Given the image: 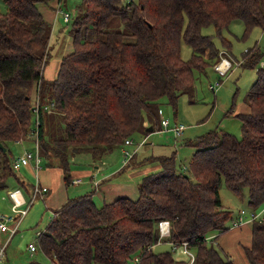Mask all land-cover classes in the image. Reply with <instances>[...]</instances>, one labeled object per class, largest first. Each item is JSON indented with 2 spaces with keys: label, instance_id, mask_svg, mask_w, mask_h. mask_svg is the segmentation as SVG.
<instances>
[{
  "label": "trees",
  "instance_id": "obj_1",
  "mask_svg": "<svg viewBox=\"0 0 264 264\" xmlns=\"http://www.w3.org/2000/svg\"><path fill=\"white\" fill-rule=\"evenodd\" d=\"M3 1L0 188L8 186L10 176L26 187L11 167L12 143L36 138L45 167L61 168L67 185L74 156L88 153L97 160L136 131L160 129L162 96L175 109L178 97L194 85L195 69L205 71L226 50L233 63L231 43L221 33L232 20H241L244 35L255 26L264 29V0H80L72 21V48L61 56L55 77L44 79L51 23L38 4L49 0ZM115 22L125 28H111ZM209 24L221 37L223 51L212 34L201 32ZM182 38L191 47L188 58L180 53ZM263 52L253 42L238 62L256 70L244 97L248 110L234 114L240 136L213 128L186 140L193 151L181 168L175 164V150L147 158L159 168L142 176L135 198L122 195L97 205L94 185L68 198L36 234V248L54 264H126L135 255L136 264H186L171 249L152 247L159 237L158 221L168 219L169 235L163 240L186 241L194 249L195 264H234L212 240L230 228L222 183L246 199L250 209L264 201ZM51 101L47 113L60 114L64 127V135L53 138L42 114ZM242 249L248 264H264V217L250 222V242ZM29 264L43 263L33 259Z\"/></svg>",
  "mask_w": 264,
  "mask_h": 264
},
{
  "label": "rangeland",
  "instance_id": "obj_2",
  "mask_svg": "<svg viewBox=\"0 0 264 264\" xmlns=\"http://www.w3.org/2000/svg\"><path fill=\"white\" fill-rule=\"evenodd\" d=\"M79 2L80 0H60L61 6L55 21H53V7L57 3V0L42 1L39 3V8L42 10L44 16L49 18L50 22H53L52 30H50L51 33L49 32L48 49L45 54L43 65V68L46 65L45 70H43L44 79H47L48 70L54 67V63H56V61L58 62L61 56L72 48V21L78 16L77 5ZM5 9L4 1L0 0V11H5ZM64 11H68L71 14L68 21L63 20L62 13ZM111 28L123 30L125 27L122 24L115 22ZM243 29L244 26L240 19L232 20L227 27L222 29V36L229 39L231 43L230 52L233 60L232 66L225 74H220L219 71L214 68V64L208 65L205 68V71L195 69L194 85L188 92H185L178 97L175 109H173V107L167 102L165 96H162L159 99L157 108L159 121L161 118H165L168 119L171 125L174 122L182 123L185 127L179 136H174L172 131H167L164 128H161L162 130H153L152 132L147 133V136L136 131L129 136L133 141V144L125 145L122 143L104 154L103 158L105 162L102 167L104 166L103 171H105V173L110 171L106 168L107 166L117 167L118 164L120 165L115 174L110 176L112 180L109 181L110 183L129 180V182L133 184L128 191L129 195L136 197L138 194L137 185L142 176L159 167L156 160H149L147 158H151L154 155L169 154L172 150H175V164L181 168L183 165H187L190 154L193 150L191 145L186 144V140L193 139L198 134L213 128H221L228 130L237 136L241 135L240 120L234 114L235 112L237 113L243 110L245 93L255 78L256 70L255 67L245 68L235 63L237 61L240 62L241 52L253 42H257L261 48H264V29L255 26L247 35L243 34ZM201 32L212 34L216 46L220 48V51L224 50L221 37L216 34L215 28L212 24L203 26ZM180 53L183 58H188L191 54V47L183 40V38L181 39ZM226 55H228L227 50L222 53V56ZM259 64L264 65V52ZM216 81H220V84L213 91L209 88V84H215ZM45 97L48 99L47 94ZM35 100L39 101L37 94ZM47 101L48 100L45 102ZM232 106L234 111L230 112L229 108ZM51 110L52 108H50L49 111L45 109L42 110L45 125L48 127L47 135L52 138L62 136L64 135V127L60 114L56 112L47 113ZM144 117V120L146 121L145 114ZM22 141L23 140H18V142H21L20 144H11L10 147L13 157L20 155L21 152H24L25 150L31 152L34 151V141ZM124 150L133 151L131 158L126 163L124 162ZM129 161H131L129 167L137 168H125L123 171L117 173V171ZM100 162L101 161H98L97 163L100 164ZM97 163L92 160L88 153H82L72 158L71 167L79 169L89 168L90 170L95 171L96 168L94 165ZM41 166H45L44 161L41 162ZM19 168L15 171L16 174L25 181L29 187H31L35 182L34 172H32V170L26 165ZM131 170H133L132 173ZM103 171L102 173H104ZM7 182V187L0 188L1 213H12L8 191L20 188L25 195L28 194L24 186H21L20 184L15 186L17 183L13 176H10ZM67 186L69 192L73 195L77 194V192L83 193L93 188V184L89 185L87 182H69ZM124 188L126 190L128 189L126 186H124ZM96 194L97 192L94 195ZM45 195L43 194L42 197L45 198ZM220 196L224 207L231 210V217L225 224L227 226H231L232 222L238 224L233 226V228L230 227L229 230L222 232L216 239L212 240V244L223 256L230 258L234 264H248L243 253L242 244L249 243L250 233L243 230L240 237H235L233 233L235 230L241 229L240 227L243 223H250L252 221L247 219L249 216L247 214V217H244L245 221L242 224L239 223L238 219L240 213L238 212L241 209L240 207H244L247 211L250 210L251 207L247 203L243 204L241 199L233 191L227 188L224 183L220 186ZM42 197L34 200L26 215L23 217L18 230L10 236L4 247V259H2L3 261H0V264H29L33 259L40 261L43 264H54L51 259L39 249H36L33 253L27 249L28 242H35L36 231L43 230L52 216L51 209L46 207V200L44 203ZM94 200L98 205H101L103 201L102 199L98 200L96 197H94ZM242 200L245 201L244 199ZM255 209L256 211L264 210V201L256 206ZM216 234L217 231L213 232L211 236ZM7 236V231L0 233V245L3 244ZM164 237L158 238L156 243L152 245L155 251L171 249L175 257L185 261L191 259L190 253H192L194 260V249L188 248L186 245L188 252H185L182 244H177L172 248V242L163 240ZM134 261L137 263L133 257L129 259V263L131 264L134 263Z\"/></svg>",
  "mask_w": 264,
  "mask_h": 264
},
{
  "label": "built area",
  "instance_id": "obj_3",
  "mask_svg": "<svg viewBox=\"0 0 264 264\" xmlns=\"http://www.w3.org/2000/svg\"><path fill=\"white\" fill-rule=\"evenodd\" d=\"M60 6H61L60 3L58 2V4L55 7L56 13H59ZM62 14H63V18L65 21H67L71 15L68 11H64ZM235 64H238V61ZM231 66H232V61L226 56H221V60L214 64V68L218 70L220 74H225ZM219 84H220V81H216L215 84L210 83L209 88L214 91V89ZM52 105H53V102L51 101L50 103L45 104L43 109L49 111ZM34 106H35V113H38V109H39L38 100L35 101ZM37 121H38V116L35 115L34 125L37 124ZM160 121L163 127L168 131H172L174 136L176 137L182 133L183 128L185 127L182 123H173L171 125L168 119H165V118H161ZM34 140H35V143H34L35 146H34L33 152L28 151V150H25L24 152L22 151L20 155L12 157V160H11V167L14 170H17L19 167L25 166L31 163L33 167L34 175H35V182L32 184L31 192L28 194V198L24 196L20 188H15L13 190L8 191V197L11 201V212L12 213H1L0 212V231H7L8 238L17 231L18 225L21 219L27 213L30 205L34 202V200L37 197H42V195L46 193V191L48 190V187L42 184L39 181L38 176H37V170L41 167L42 158L38 151L37 139L35 138ZM123 144L125 145L133 144V141L131 140L130 137H126ZM132 153L133 151L124 150V154H125L124 162H127L129 160V158L132 156ZM70 182L77 183L79 182V178L71 179ZM238 213H240L239 219H238L240 224H242L245 221L244 217H247V214L249 215L247 217L248 220L261 219L262 217H264V210L256 211V209L254 208L248 211L244 208H241ZM169 223L170 222L167 219H161L158 221V226H159V237L158 238L169 235ZM236 224L238 223L232 222L231 227L236 226ZM39 232L40 231H37L36 234H38ZM172 244H173L172 248H174L175 245H177L176 242H172ZM181 244L183 246V250L185 252H188L186 248V245H187L186 241H182ZM27 247L31 252H33L36 249V244L35 242H29ZM3 251H4V244L0 246V260H2L4 257ZM138 256L139 255H135L133 259L137 261ZM190 256H191V259L187 261L186 264H195L193 260V254L190 253Z\"/></svg>",
  "mask_w": 264,
  "mask_h": 264
},
{
  "label": "crops",
  "instance_id": "obj_4",
  "mask_svg": "<svg viewBox=\"0 0 264 264\" xmlns=\"http://www.w3.org/2000/svg\"><path fill=\"white\" fill-rule=\"evenodd\" d=\"M57 4H58V2L53 7V10H54V13H53V21H55L57 19V16H58V13H56V11H55V7H56ZM38 7H39V4H38ZM39 10L41 11L42 15L44 16L42 10L40 8H39ZM44 18L47 21H49V18H47L46 16H44ZM50 23H51V30H52L53 22H50ZM69 51H67V52H69ZM60 59H59L58 62L56 61V63H54V67H52V68H50L48 70V77H46L47 79H52L53 77H55V74H56V71H57V68H58ZM45 68H46V65L44 66L43 70H45ZM43 70H42V75H43ZM247 110H248V106L245 103L243 110H241V111L239 110V111L240 112H244V111H247ZM147 123L148 122L145 121V124H147ZM174 123H177V122H174ZM161 128H164V127H163V125L161 124V121H160V130H162ZM149 130H151V129H149ZM152 131H150V132H152ZM145 136H147V133L145 134ZM27 140L34 141V143H35V140H32L31 138L30 139H27ZM27 140H23V141L25 142ZM20 143L21 142H18V141L14 142V144H20ZM103 156L101 158H98L97 160L92 159L95 163H97L98 161H101L100 164L97 163V164L94 165V167L96 168L95 171H92L89 168H80L79 169V168L72 167V169L70 171L71 179L79 178V182H77V183H80V182L86 183L87 182L89 185L93 184L94 185V188H95V191L92 194V198L94 199V197H96L98 200L102 199L103 200L102 203L105 202V201H110V200H112L113 198H115L117 196H122V195L130 196L128 191H129L131 185H133V184H131V182H129V180L128 181L127 180H124V181L116 182V183H110L109 182V181H112L110 176H112V175L115 174L116 170H118V168H119L120 165L118 164L117 167L107 166L106 168L109 169L110 171H108V172L105 173V171H103L104 170V168H103L104 166L102 167V165L105 162ZM190 156H191V154H190ZM157 165L159 166V163ZM26 166H28L32 170V172H34L31 163L28 164V165H26ZM125 168H137V167H129V165L126 166V167H123V168L121 167L119 169V171H117V173H119L120 171H123ZM102 171L104 173H102ZM132 172H133V170H131V173ZM37 176H38L39 181L42 184H44V185H46L48 187V191H47L46 195L44 194L45 195V198L44 197H42V198L44 200V203H45V200H46L45 205H46L47 208L51 209V211H53L54 209H56L57 207H59L61 204H63L68 198L80 194L79 192H77V194H74L73 195L72 193L69 192L68 186L66 184H64V181H63V172H62L61 168H59V167H45V166L42 167L41 166L37 170ZM34 177H35V175H34ZM18 178H20V177L18 176ZM15 181L17 183V184H15V186H18L20 183L17 181L16 178H15ZM124 186L128 187V189L126 190L124 188ZM26 187H25V189H26L27 193L29 194L30 187L27 184H26ZM137 191H138V189H137ZM96 192H97V194L94 195ZM28 194L27 195L24 194V196L27 197ZM130 197L135 198L132 195ZM244 200L245 201L241 200V202L243 204L244 203H247V200L246 199H244ZM240 208H244V207H240ZM240 208H238V209H240ZM22 219H21V221H22ZM21 221H20V223H21ZM20 223H19V225H20ZM19 225H18V227H19ZM249 226H250V223L249 222L243 223L242 226L240 227L241 229H237V230L234 231V233H233L234 236L235 237H240L243 230L246 231L247 233H250V227ZM229 227H231V226L229 225ZM231 228H233V227H231ZM2 232H4V231H0V233H2ZM36 233H37V231H36ZM9 238L7 236V238L3 242L4 247H5L6 243L8 242ZM249 242H250V239H249ZM27 249H28V247H27ZM36 249H35V251H36ZM35 251H33V252H35ZM33 252H31V253H33ZM3 259H4V257H3ZM135 263L136 262L134 261V263H132V264H135ZM126 264H131V263H129V261H128Z\"/></svg>",
  "mask_w": 264,
  "mask_h": 264
},
{
  "label": "water",
  "instance_id": "obj_5",
  "mask_svg": "<svg viewBox=\"0 0 264 264\" xmlns=\"http://www.w3.org/2000/svg\"><path fill=\"white\" fill-rule=\"evenodd\" d=\"M148 129H151V126H149Z\"/></svg>",
  "mask_w": 264,
  "mask_h": 264
}]
</instances>
